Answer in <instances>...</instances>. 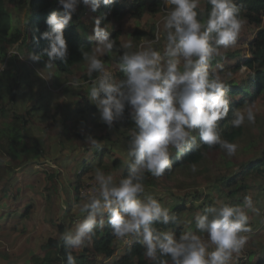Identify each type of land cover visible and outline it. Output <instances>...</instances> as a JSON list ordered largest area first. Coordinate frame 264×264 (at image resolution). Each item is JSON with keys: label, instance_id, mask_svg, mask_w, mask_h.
Listing matches in <instances>:
<instances>
[{"label": "clouds", "instance_id": "obj_1", "mask_svg": "<svg viewBox=\"0 0 264 264\" xmlns=\"http://www.w3.org/2000/svg\"><path fill=\"white\" fill-rule=\"evenodd\" d=\"M101 2L110 5L114 0H59L63 12L50 14L46 24L51 30L42 34L49 47L41 54L30 51L27 60L39 63L47 57L43 72L57 69V60L67 64L64 30L73 13L81 3L90 4L96 12ZM206 2L211 6L207 12L200 7L201 0H162L163 30L158 26L154 39H142L135 48L130 40L120 45L123 51L117 67L122 78H116L101 59L112 54L117 44L110 39L107 26L101 27L103 17L95 20L90 39L97 44L82 51L90 78L83 84L84 92L109 129L125 118L126 111L134 127L126 148V176L117 182L114 174L96 167L91 186L82 189L79 201L72 204V214L83 219L60 233L66 264H77L73 251L83 250L106 227L123 246L139 244L153 264H229L247 244L246 233L251 231L248 210L258 211L251 196L236 205L214 197L192 219L181 220L161 203L158 190L148 191L145 185L148 176L159 178L173 172L170 157L174 153L183 156L203 145L209 149L218 146L230 158L239 149L220 130V122L230 112L226 80L232 73L216 72L212 62L236 45L246 24L244 9L235 0ZM161 40L163 51L157 47ZM239 71L244 73L247 67L241 65ZM82 83L74 79L71 86L79 89ZM231 116L233 128L255 125V102L245 101L231 110ZM86 143L97 149L102 146L91 135ZM190 170L196 173L197 165L192 163ZM157 224H175L181 228L180 234L157 228Z\"/></svg>", "mask_w": 264, "mask_h": 264}, {"label": "trees", "instance_id": "obj_2", "mask_svg": "<svg viewBox=\"0 0 264 264\" xmlns=\"http://www.w3.org/2000/svg\"><path fill=\"white\" fill-rule=\"evenodd\" d=\"M235 2L238 5H243V17L260 28L264 18V0H235ZM10 5L14 9L24 10V19L15 13L13 16L8 10ZM163 5L162 0H114L110 5H104L101 2L99 10L94 12L90 4L81 3L73 13L72 21L64 30V37L69 49L67 64L57 60L55 62L57 69H54V75L62 76L64 80L68 81L82 74L80 75L82 76L81 80H85L86 84L89 82L90 78L83 62L82 51H90L97 44V41L90 37L94 35L95 20L103 17L101 27L107 26L110 39L116 40L117 48L112 54L102 56L101 59L105 61L106 67L113 69L116 78H122L123 74L117 67V58L123 51L120 45L124 41V29L122 25L116 23H121L125 20V16L130 14L137 23L135 31L131 34L132 40L136 43H139L142 38L152 40L156 34L155 26H151L148 31L149 25H141L140 21L146 15L156 16ZM200 7L205 12L210 11L211 8L206 0ZM52 12H63L59 0H0V64H6L11 57L17 55L15 52L11 53L14 46L23 49L25 57L30 51L41 54L44 49L48 48L50 42L43 39L42 34L51 30L46 24V20ZM37 39H39L38 43ZM248 50L250 55L244 58L239 57V53L225 51L223 58H217L212 62V68L218 69L220 74L228 71L233 74H243L239 71L241 65L247 67V71L244 72V81L226 80L231 104L228 118L220 122V130L222 137L233 143L244 137L245 126L232 127L230 123L231 110L243 106L245 101H264V29H259L256 32L248 44ZM227 59L229 60L227 61ZM47 60L48 58L44 57L38 65L45 66ZM2 77H5V73L0 71V87H2ZM20 87V80L15 79L14 84L9 87V91L0 95L2 99L0 112L6 119L5 126L0 128V159L13 172L27 164L30 167L40 166L45 163L46 159L41 142L33 132L34 122L38 119L34 112L39 107L28 109L26 113H19L15 109V101ZM84 91L85 89L78 93L75 102L70 101V103H76L74 110L69 109L70 104H68L65 111L56 107L57 114L45 113L53 120V127L47 126L46 129L52 128L57 132L59 144L65 149L68 147L72 158L76 161L74 171L68 173L76 202L80 199L81 190L87 187V181L94 179L96 167L102 168L106 173L114 174V177L117 172V182L126 176L127 171L124 165V161L127 159L126 148L134 127L126 111L125 118L116 122L113 128L109 129L107 125L100 122L98 110L89 102ZM8 94L10 95V105L5 101ZM58 112L63 114L62 118ZM89 135L102 141L101 148L97 149L86 143V138ZM260 139L261 136L256 137L250 143ZM64 156L54 158V164L60 166V161ZM170 162L173 166L172 173L166 172L159 178L148 176L145 185L147 190L158 189L161 184L165 186L173 183V180L188 185L189 188L180 193L169 189L170 195L178 198V202L173 203L170 210L177 214L181 220H184L185 214L191 215L213 203L207 189L205 192L201 190L206 186L215 187L212 193L215 191L217 196L221 192L223 196L219 199L225 203L242 204L245 196H251L253 206L259 204V194L264 191V151L262 150L249 161L236 164L233 157L229 158L225 151L218 146L209 149L203 145L199 150L188 151L183 156H177L174 153L170 157ZM207 162L211 165H207ZM192 163L197 165L196 173H192L190 170ZM48 173L53 186L59 188L61 173L55 171ZM4 174L5 182L0 189V200L9 198L12 193L11 187L15 186L17 179L16 177H7L6 170ZM16 191L13 195L15 201L19 198L17 196L19 190ZM51 194L52 192L49 193L50 198H52ZM199 201H201L200 205H196V202ZM33 207L35 204L33 200H30L15 214H18L20 219L29 220ZM67 210L69 215L62 214L48 220L51 229L41 242V253L29 252L28 264H66L60 233L66 226L74 227L79 220L83 219L82 216L73 215L70 208ZM249 217V226L253 227L251 216L249 215ZM155 226L164 230L171 229L177 236L181 231V228L175 224L167 227L160 224ZM117 242L111 235V229L106 227L103 231H98L83 250H74L73 255L77 264H153V261L144 255V249L139 244L128 247L124 253L109 263L108 260L117 254ZM246 254L249 262L264 264V246L250 249Z\"/></svg>", "mask_w": 264, "mask_h": 264}, {"label": "rangeland", "instance_id": "obj_3", "mask_svg": "<svg viewBox=\"0 0 264 264\" xmlns=\"http://www.w3.org/2000/svg\"><path fill=\"white\" fill-rule=\"evenodd\" d=\"M203 1L204 0H201V5ZM164 7L165 5H163L162 8ZM8 10L13 16L15 13L20 15L21 19H24L25 17L24 10L20 11L19 9H14L12 5L8 7ZM162 21L163 14L162 12H159L153 17L146 15L140 23L141 25H149L148 31L153 25L156 30L157 27L160 26L162 31ZM116 24L122 25V28L124 29L123 43H127L130 40L135 48L142 42V39L148 40L147 38H142L139 43L132 40L131 34L135 31L137 25L135 18L132 15L127 14L124 21L121 23L117 22ZM259 29H264V18L260 28L254 23L246 20V24L236 45L229 48L227 52L239 53V57L241 58L249 56L250 52L248 50V44ZM157 47L163 51V40H161V43L157 45ZM12 52H15L17 55L11 57L6 64H0V71L5 73V77H2L3 80L1 81L2 87H0V95L9 91V87L14 84L15 79L20 80L21 87L15 101V109L19 113H26L28 109L39 107L38 110L34 112L35 115L38 116V119L34 122L33 132L41 142L44 149V157L46 159L45 163L40 166L30 167V165L27 164L22 168H18L16 172L9 169L5 162L0 159V174L2 178L0 189L5 182V170L7 177L17 178L15 180V186L11 187L12 193L9 198L0 200V264H28L29 252L41 253V242L51 229L48 220L62 214L65 216L69 215L67 209L70 208L72 210V204L76 202L74 198V190L68 177V173L74 171L76 161L72 158L70 149L68 147L66 149L62 148L59 144L57 132L52 128L46 129L47 126L53 127V120L46 116L45 113L47 112L50 115L57 114V110H55L56 107H60L61 111H65L68 104H70L69 109L71 108L74 110L76 103L73 104L70 103V101L75 102L77 100L78 93L83 91V84H86V82L85 80H81L82 76L80 75L82 74L78 75L74 79L83 82L82 88L74 89L71 86V81L74 79L71 78L67 81L64 80L62 76L56 77L53 73L54 69L43 72L45 66L41 67L38 63L27 60V57L24 56L25 51L23 49L14 46L12 47L11 53ZM20 57L24 59H21ZM228 60L229 59H227V61ZM109 69L113 71V69ZM215 71L220 73L218 69ZM244 77L245 73H232L230 79L242 82L244 81ZM6 87L8 88L6 89ZM9 97V94L6 95L5 101L10 105ZM1 101L2 99L0 98V106H2ZM255 104L257 112L256 124L251 126L246 124L244 128V137L236 142L239 145L236 155L233 156V160L236 164L245 163L260 152V150L264 151V101L258 100ZM58 114L61 118L63 117L61 112H58ZM5 123L6 119L0 112V128L4 127ZM259 136H261L259 141H253L250 143V141L256 137L259 138ZM61 155L65 156L63 160L60 161V166L56 165L55 168L50 167L48 162L51 161L54 163L53 159ZM207 165L211 164L207 162ZM54 171L61 173L59 188L53 186V182L48 176V172L52 173ZM117 177L118 173L116 172V181ZM93 180L94 179H89L87 181V187L91 186ZM172 182L173 183H169L165 186L161 184L158 189L148 190H158V199L169 208L173 203L178 202V198L170 195L169 189L180 193L189 188L188 185L180 184L181 182L177 180H173ZM17 189L19 190V193H17L19 198L15 201L13 195L17 192ZM206 189L212 199H214V197L219 199L223 196L221 192L218 193V196L215 191L212 193V191L215 190V187L206 186L201 188L204 192ZM50 192H52V198L49 196ZM263 199L264 191H261L259 194V204L253 206L254 209H257L258 211H253L251 209L248 210L253 227H250L251 231L246 233L248 241L244 249L238 255H234L231 258L229 261L230 264H253L252 262H249L246 252L250 249L264 246ZM30 200H33L35 207H33L32 215L29 220L18 218V214H15V212L18 209H22L25 204L30 202ZM201 201L196 202V205H200ZM64 205L67 207L65 208ZM194 213L195 212L191 215L185 214L184 220L193 218ZM117 244V254L115 257L108 260L109 263H112L128 248L127 246H123L119 241Z\"/></svg>", "mask_w": 264, "mask_h": 264}, {"label": "built area", "instance_id": "obj_4", "mask_svg": "<svg viewBox=\"0 0 264 264\" xmlns=\"http://www.w3.org/2000/svg\"><path fill=\"white\" fill-rule=\"evenodd\" d=\"M133 246V245H132Z\"/></svg>", "mask_w": 264, "mask_h": 264}]
</instances>
